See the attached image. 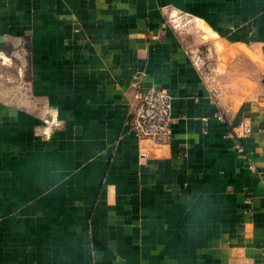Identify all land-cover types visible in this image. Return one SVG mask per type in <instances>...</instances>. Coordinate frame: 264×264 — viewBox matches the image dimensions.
Wrapping results in <instances>:
<instances>
[{"label":"crops","instance_id":"crops-1","mask_svg":"<svg viewBox=\"0 0 264 264\" xmlns=\"http://www.w3.org/2000/svg\"><path fill=\"white\" fill-rule=\"evenodd\" d=\"M0 35V264H264V0H0Z\"/></svg>","mask_w":264,"mask_h":264},{"label":"built area","instance_id":"built-area-1","mask_svg":"<svg viewBox=\"0 0 264 264\" xmlns=\"http://www.w3.org/2000/svg\"><path fill=\"white\" fill-rule=\"evenodd\" d=\"M0 61L5 65L10 61L6 55L0 53ZM194 65L202 64L203 58L195 55ZM137 103L131 107L127 124L138 140H148L153 144H167L172 138V97L168 91L163 89L144 88L137 85ZM215 118L224 121L222 114H217ZM203 121H206L205 119ZM250 126L247 121L240 123L232 129L237 138L245 137L250 133ZM238 152H243L241 147ZM264 203V197H263Z\"/></svg>","mask_w":264,"mask_h":264},{"label":"rangeland","instance_id":"rangeland-1","mask_svg":"<svg viewBox=\"0 0 264 264\" xmlns=\"http://www.w3.org/2000/svg\"><path fill=\"white\" fill-rule=\"evenodd\" d=\"M197 53V52H196ZM8 58H10L9 56H7ZM0 64H1V61H0ZM2 65V64H1ZM6 66H10L12 65V61H11V58H10V61L8 63L5 64ZM5 65H2V66H5ZM0 81L3 83V88H9V87H13L17 80L16 79H7V77L3 74H1L0 76ZM25 84H20V86H24Z\"/></svg>","mask_w":264,"mask_h":264},{"label":"water","instance_id":"water-1","mask_svg":"<svg viewBox=\"0 0 264 264\" xmlns=\"http://www.w3.org/2000/svg\"><path fill=\"white\" fill-rule=\"evenodd\" d=\"M7 39L0 35V45L7 44ZM21 44V38H14V42L11 43L12 47L17 48Z\"/></svg>","mask_w":264,"mask_h":264}]
</instances>
